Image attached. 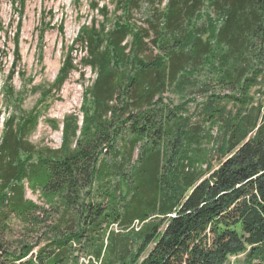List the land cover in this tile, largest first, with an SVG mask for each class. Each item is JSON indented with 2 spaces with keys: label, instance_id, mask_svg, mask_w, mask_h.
I'll return each mask as SVG.
<instances>
[{
  "label": "trees",
  "instance_id": "trees-1",
  "mask_svg": "<svg viewBox=\"0 0 264 264\" xmlns=\"http://www.w3.org/2000/svg\"><path fill=\"white\" fill-rule=\"evenodd\" d=\"M206 1L219 11L218 18L206 13L213 32L208 40L206 27L192 22L204 16ZM139 2L130 0L132 6ZM155 15L149 22L162 38L153 42L160 41L163 51L155 57L142 54L149 49V31L129 20L117 21L107 33L104 23L82 28L77 43L88 55L80 63L97 77L85 93L83 124L77 117L65 119L60 148L42 149L34 163L28 136L38 117L5 123L0 264H228L241 254L251 264H264V103L251 93L264 85V69L252 64L254 58L264 64V47L254 54L258 39L264 42L263 0H170ZM164 18L167 37L159 28ZM217 30L228 32L230 51L216 47ZM75 70L70 54L56 88ZM202 70L236 94L226 97L238 105L235 113L219 107L223 97L213 92L201 123L181 114L188 112L187 103L157 108L167 88L183 93ZM204 139L216 141L217 167L202 149ZM107 146L113 154L108 163L101 159ZM26 180L33 191L42 189L44 205L26 198ZM96 195L99 201L89 200ZM77 242L88 250V262L75 255Z\"/></svg>",
  "mask_w": 264,
  "mask_h": 264
},
{
  "label": "rangeland",
  "instance_id": "rangeland-1",
  "mask_svg": "<svg viewBox=\"0 0 264 264\" xmlns=\"http://www.w3.org/2000/svg\"><path fill=\"white\" fill-rule=\"evenodd\" d=\"M139 1V5L132 6L130 0H0V21L3 26L0 30V144L5 123L10 118L16 117L17 123H23L29 115L37 116V125L28 136V140L35 147L32 162L36 163L39 161L38 152L42 149H58L62 146L63 126L68 116L77 117L80 126L83 124L85 93L97 77L92 67L81 66L80 63L81 59L88 55L87 51L77 43L83 27L96 24L100 28L104 23L107 33L114 31L117 21L125 23L129 20L137 29L149 31L150 37L146 39L149 49L143 51L142 54L152 57L163 54L159 48L160 41L157 44L153 42L162 37L158 36L149 21L152 18L154 20L157 9L165 12L170 0ZM103 10L108 12L107 16L102 12ZM206 13L214 18L219 17L216 6L210 7L209 2L206 1L200 11V14L204 16L201 18L195 16L192 21L198 27H206L207 30L203 32L204 40H208L213 33L209 30ZM219 19L218 25L221 27L225 22ZM159 28L162 35L167 37L169 32L165 28V18L160 21ZM227 33L223 31L220 35L217 30L215 43L217 48L223 47L230 51L231 47L225 40ZM127 42H132V36L127 39ZM262 46L264 47V42L258 39L254 54H257ZM70 54L74 57L79 70L73 71L61 88L57 89L56 81ZM16 55L20 57L17 61L15 60ZM252 64L264 69V64L259 65V59L254 58ZM13 70L16 73L10 80ZM205 71L198 73L197 77H194L197 82L187 84L183 93L176 90L175 86L167 88V92L162 95L164 104H160L157 108L163 111L164 106L166 109H173L181 103H187L188 112L181 114H189L192 117L191 123H201L204 108L213 92L223 97L218 102L219 107H226L228 111L232 110L235 113L238 105L226 98L234 94L232 89L228 86H221L215 80L217 79L216 74L212 76ZM260 87L264 89V85H258L251 91L258 98L256 103L259 99L264 103L263 93L257 92ZM236 93L241 96L239 90ZM88 102H91L90 98ZM55 123L58 124V128L54 126ZM219 125L220 123L212 129L215 138L220 134ZM204 126H206L205 122L204 125L202 124L203 131L206 130ZM124 134L129 140L128 131ZM122 140H117V147L122 145ZM214 140L208 143L207 139H204L202 149L209 152L210 157L213 158V165L217 167L220 161L219 155L214 150L216 148ZM108 147H105L101 153V159L103 161L105 159L107 163L113 161V154L109 153L111 149ZM140 153L138 147L134 151L132 163L138 159ZM100 166L103 167V164L101 163ZM111 182L113 183V179ZM25 186L26 198L41 206L44 205L42 189L33 191L27 180ZM92 199L99 201L101 198L97 195L96 198L90 196L89 200ZM104 202L108 204L107 199H104ZM107 210L113 211L112 207H108ZM45 243L42 242V246ZM74 247L78 249L75 255L79 256L80 262L88 261V250L84 246L82 248L78 242L74 244ZM254 263L258 264L259 260H255ZM228 264H251V262L247 254H241L231 257Z\"/></svg>",
  "mask_w": 264,
  "mask_h": 264
},
{
  "label": "built area",
  "instance_id": "built-area-1",
  "mask_svg": "<svg viewBox=\"0 0 264 264\" xmlns=\"http://www.w3.org/2000/svg\"><path fill=\"white\" fill-rule=\"evenodd\" d=\"M135 227H136V229H139V223L138 222L135 224ZM116 228H117V226H116ZM111 230H113V226H112V229ZM85 262H88V261L85 260Z\"/></svg>",
  "mask_w": 264,
  "mask_h": 264
},
{
  "label": "water",
  "instance_id": "water-1",
  "mask_svg": "<svg viewBox=\"0 0 264 264\" xmlns=\"http://www.w3.org/2000/svg\"><path fill=\"white\" fill-rule=\"evenodd\" d=\"M263 6H264V0H263Z\"/></svg>",
  "mask_w": 264,
  "mask_h": 264
}]
</instances>
